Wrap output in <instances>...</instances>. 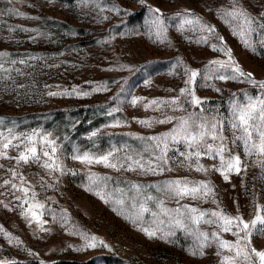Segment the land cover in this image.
Listing matches in <instances>:
<instances>
[{
  "label": "rangeland",
  "instance_id": "obj_1",
  "mask_svg": "<svg viewBox=\"0 0 264 264\" xmlns=\"http://www.w3.org/2000/svg\"><path fill=\"white\" fill-rule=\"evenodd\" d=\"M0 54V262L221 264L232 254L212 238L235 241L221 222L176 227L175 209L251 221L264 206V156L233 142L240 132L231 126L238 105L264 99V0H0ZM189 116L219 121L239 174L226 181L220 157L208 155L197 171L196 158L185 159L193 149L170 138L163 171L128 170L129 156L159 163L152 138L170 137ZM12 135L18 139L3 149ZM26 136L39 160L18 161ZM45 141L54 142L58 169L42 166L43 151L51 153ZM109 152L116 168L73 158ZM176 179L205 182L212 193L177 203L160 191ZM251 239L264 250V232Z\"/></svg>",
  "mask_w": 264,
  "mask_h": 264
},
{
  "label": "snow or ice",
  "instance_id": "obj_2",
  "mask_svg": "<svg viewBox=\"0 0 264 264\" xmlns=\"http://www.w3.org/2000/svg\"><path fill=\"white\" fill-rule=\"evenodd\" d=\"M158 11V10H154ZM189 23L191 21H188ZM2 55V54H0ZM235 72H239L240 75H245L243 72H240L239 67L233 69ZM251 73H248L247 76H251ZM197 76L196 71H192L189 82L195 80ZM218 79L224 80L227 77L218 76ZM261 87L264 88V83H261ZM185 89H181V94H185ZM49 95H56V93H49ZM87 95V93H85ZM133 104L136 103V100L132 101ZM151 104H157V101L153 100L150 102ZM171 103H177L176 100L171 101ZM191 103L193 105H200L202 101L195 96L194 93H191ZM147 107V105H146ZM258 113V115H257ZM234 119L232 122V128L236 131L240 132V135L236 136L234 134V140L242 141L245 146V151L251 155L256 153L258 155L264 156V99L260 100H252L250 99L245 105H238L234 110ZM171 118H167L170 120ZM197 119L201 120V123L196 124L195 121L192 120V117L189 116L187 119H181L176 128L173 129V132L169 136H161L156 139L158 141L157 148L160 149V155L154 157L156 163L153 165L152 161L143 162L141 159H133L131 156L127 157L131 163L128 165V170H132V166L136 165V167L141 171L151 172L155 174L158 170L163 171L164 169L161 167V164H167V150H168V140L169 138L173 142H183L188 148L193 149L192 152L188 153L185 156V159H191L192 157L196 158L197 161V171L203 170V166L198 164V160L201 155H208L210 157L219 156L221 159V164L217 171L221 172L223 178L227 181L229 179L228 173L235 172L239 174L241 171V161L239 156H232L230 153L225 156V153L228 152L226 147L225 140L226 138L221 134L222 128L220 123L216 118H212V120H206L201 117ZM142 123H148V121H141ZM158 123H164L165 120L157 121ZM11 135V130H9ZM35 135V134H33ZM95 135V133H93ZM211 138L212 140H219L221 143L216 145L215 147L211 144H207V138ZM7 142L3 143V149L7 150L11 145L12 139H18V137L12 135L11 139H7ZM27 140V145L25 146L24 151L20 152L18 161L28 163L31 160H39L40 156L37 153V148L33 142L32 136L24 137ZM46 144L51 147V153L49 151H43V156L48 158L45 160L42 165L45 168L50 169H58L59 165L55 163L53 160V155L56 152L54 147V142L45 141ZM161 145L163 147L161 148ZM18 146V145H14ZM5 153H0V155H4ZM113 156V153L109 152L107 155L93 157L89 156L88 153H84L82 156H75L74 159L80 160L82 163H103L105 166L116 168L117 165L111 163L109 158ZM123 167V165H121ZM15 175V173H13ZM5 183H8L5 181ZM15 187V185L13 186ZM26 191V190H25ZM160 191H162L168 199H176L177 203L179 200L184 197H190L191 199H200L202 197L208 196L212 193V188L205 182H189L187 180L176 179L166 181L164 184L160 186ZM99 195V193H97ZM103 198V197H101ZM151 196L147 197V200H152ZM160 205L164 204V201L161 200ZM181 207L187 209L188 215L185 216L184 213L180 212V208L175 209L178 214V218L175 219V226L184 228V221H190L192 224H200L201 222L207 224H216L217 222H221L218 224L220 231L222 232H231L233 236L236 237L235 241L224 240L219 237L216 232H213L212 238L218 244L219 248L222 250H227L232 253L231 255L224 256L221 260V264H264V250H257L252 246V236L254 234H258L260 232H264V206H258L257 212L254 218L251 221H246L242 216H229L222 214L220 212H212L210 213V217L207 220L204 219L206 213L204 211L199 210L196 207H189L188 205H182ZM141 212H147L149 209L145 207L144 204L140 205ZM162 211L167 213L169 209L162 208ZM35 215V213H33ZM179 217H183L182 220ZM145 233L150 237L155 233L149 231L148 229H144ZM201 236L204 237L205 240L208 239V235L204 232L200 233ZM93 241L96 240L95 237L91 238ZM103 244V242H100ZM95 243H89L87 247L92 248L95 247ZM106 246V245H105ZM204 244L199 245L200 254L203 255ZM220 255V252L217 253ZM3 264V262H0Z\"/></svg>",
  "mask_w": 264,
  "mask_h": 264
},
{
  "label": "trees",
  "instance_id": "obj_3",
  "mask_svg": "<svg viewBox=\"0 0 264 264\" xmlns=\"http://www.w3.org/2000/svg\"><path fill=\"white\" fill-rule=\"evenodd\" d=\"M71 262H68V264H70ZM9 264H22L21 262H18V261H11V262H9ZM33 264H35V261H34V263ZM81 264V263H80Z\"/></svg>",
  "mask_w": 264,
  "mask_h": 264
}]
</instances>
